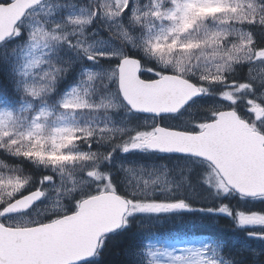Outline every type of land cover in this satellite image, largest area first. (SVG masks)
Listing matches in <instances>:
<instances>
[{"label":"snow or ice","instance_id":"6c2138e0","mask_svg":"<svg viewBox=\"0 0 264 264\" xmlns=\"http://www.w3.org/2000/svg\"><path fill=\"white\" fill-rule=\"evenodd\" d=\"M142 66L185 86L181 105L209 92L196 84L236 87L231 79L264 90V0H19L0 27V217L29 212L73 177L111 181L105 169L118 153L156 148L146 132L123 139L132 129L117 119L124 73ZM118 167L140 179L119 198L108 230L127 231L138 216L194 212L232 225L172 247L133 242L125 264H264V187L237 183L241 200L260 205L238 210L216 203L229 188L205 177V207L162 159Z\"/></svg>","mask_w":264,"mask_h":264},{"label":"water","instance_id":"95a60500","mask_svg":"<svg viewBox=\"0 0 264 264\" xmlns=\"http://www.w3.org/2000/svg\"><path fill=\"white\" fill-rule=\"evenodd\" d=\"M18 10L19 0L0 4V27ZM124 89V101L131 110L155 116L175 114L201 95L181 105L185 86L166 83L160 77L142 80L139 71L132 68L124 73ZM147 141L156 145L152 149L156 152L164 148L168 150L161 153L210 162L235 192L237 183L264 187V135L253 131L233 110L218 112L198 132L159 125ZM120 197L114 192L88 197L79 203L76 212L33 227L13 228L0 222V264H80L91 259L100 240L114 232L108 229L114 222Z\"/></svg>","mask_w":264,"mask_h":264},{"label":"rangeland","instance_id":"374dc122","mask_svg":"<svg viewBox=\"0 0 264 264\" xmlns=\"http://www.w3.org/2000/svg\"><path fill=\"white\" fill-rule=\"evenodd\" d=\"M195 63V61H193ZM160 73V71L158 69ZM148 74L154 75L155 73L153 71H147ZM229 82V80L227 81ZM215 85L213 84H204L201 85L203 87H208L209 92L204 94L203 98L201 100H196L192 104H190L187 108H185L181 113H179L177 118H163L162 124L169 127H175L178 129H202L207 117L209 115H214L218 110L226 109L229 107L236 108L237 104H242L243 109H239V111L242 113L243 118L248 120L252 125L253 129L257 130H263L264 132V103L259 102L257 98H264V90L260 93L255 95L256 91H253L251 86L247 88L241 89L239 87V83H236V87H229L231 90L230 92L224 91L220 96H218L221 99H215L212 95H210L211 87ZM236 92L239 94H243L247 97L246 105H243V102H239L236 100L234 96H236ZM227 93V95L225 94ZM141 127H131L136 132H128L123 139H127L128 136H135L139 132H146L148 133L147 137L153 132L154 126L157 124L154 119H151L149 117H142L140 119ZM119 121V120H118ZM121 122V121H119ZM123 123V122H122ZM147 128L146 130L144 128ZM146 137V138H147ZM140 155L145 154L146 157L144 159L141 158V160L132 159L129 158L127 161L119 158L117 161L115 160L113 164L111 165V168L117 169L119 171L118 176L122 177L123 180V187L125 191L127 192L129 188H135L136 187V181H138L140 178L136 177L131 172H124L122 171L118 166L123 164H138L143 163L145 167H151L153 163L158 164L160 161L157 160V156H153L150 161H144L146 158H148L151 154L148 150L139 153ZM167 164V163H164ZM168 168L171 170V175L174 178V181L179 183L180 188L183 190V188L186 186V183H188V180L185 178V176L182 175L180 169H175L173 166L167 164ZM192 168V167H190ZM189 168V169H190ZM210 168V167H209ZM187 169V171H189ZM212 169V167L210 168ZM213 171V169H212ZM129 177L132 178V182L126 183V181L129 180ZM207 177H210L207 175ZM147 178V177H145ZM213 184H223L221 180L218 178L216 180L214 177H210ZM75 180V183L73 181ZM111 184V182L102 175L100 181H95L94 179L88 180L85 179L81 181L80 179H77L73 177L72 179H68L64 185L60 187L59 192L55 190H51L48 194L47 200L40 205H37L36 207L32 208L27 213H21L18 215H11L5 218L3 222L9 226H32L35 224H40L43 222L48 221L49 219L45 220V216L50 213H56V214H66L69 213L72 210V207L75 203V200L71 197L68 199L70 194L77 191V192H83L84 194L90 193L92 191H100L104 189L105 187H108ZM189 184V183H188ZM190 190V194L193 196L195 192V185L194 183L189 184L187 187ZM184 191V190H183ZM185 193V192H184ZM67 199V201H66ZM51 215V214H50ZM55 219V218H54ZM195 238H203V237H195ZM183 239H187V237L180 236L179 234H175L174 236H171L167 239H163L158 241L159 243L163 244L166 247H172L175 245L178 241L182 242ZM194 239V238H192ZM157 241V240H156ZM154 241V242H156Z\"/></svg>","mask_w":264,"mask_h":264},{"label":"trees","instance_id":"16d2710c","mask_svg":"<svg viewBox=\"0 0 264 264\" xmlns=\"http://www.w3.org/2000/svg\"><path fill=\"white\" fill-rule=\"evenodd\" d=\"M229 84L237 83L229 79ZM229 87H225L220 84H215L211 87L210 95L216 99H220V96L224 91L230 92ZM237 101L243 102L246 105L247 97L243 94L236 92L234 96ZM262 102V101H259ZM264 103V102H262ZM237 109H243L242 104L236 105ZM119 117V115L117 116ZM212 116L209 115L207 119H211ZM130 124L133 122H129ZM132 159L141 160L144 159V155L134 153L129 155ZM163 163H167L177 169L181 170L182 175H185L189 184L194 183L196 189L194 195L187 194L195 202L203 204L205 207L209 206L208 200V187L203 183L205 177H214L215 182L218 180L217 173L202 161L194 160L191 158H183L179 156H162ZM146 160V159H145ZM143 160V161H145ZM192 167V168H190ZM190 168V169H189ZM189 169V171H187ZM186 187L189 186L187 182ZM118 188L117 185H115ZM118 191L121 190L118 188ZM78 197H74L76 200ZM251 198L246 200H241L239 195L235 194L229 189L226 196H222V200H216V203L224 202L230 204L234 209H245L253 208V210H258L260 205L258 202L251 204ZM232 225L230 221L226 219H220L218 217H213L207 213H186L183 216H138L130 221V229L125 231L120 229L107 237L102 241V245L99 248L96 256L91 260L82 264H125L127 260V250L131 243L139 244L148 238L153 239V241H160L167 239L175 234L187 237V239L204 236L206 238L210 237L211 232H223L230 230Z\"/></svg>","mask_w":264,"mask_h":264}]
</instances>
